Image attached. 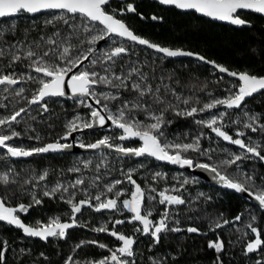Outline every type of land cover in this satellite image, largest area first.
I'll list each match as a JSON object with an SVG mask.
<instances>
[{
    "label": "trees",
    "instance_id": "16d2710c",
    "mask_svg": "<svg viewBox=\"0 0 264 264\" xmlns=\"http://www.w3.org/2000/svg\"><path fill=\"white\" fill-rule=\"evenodd\" d=\"M132 4L135 12H128L127 5ZM106 11H115L117 18L121 19L134 34L147 39L150 43H156L163 47L189 51L205 57L208 61H215L216 64L228 68L230 71L247 72L251 75L264 76V20L258 16L248 18L250 27L235 28L225 24L212 22L206 18L197 16L192 12H180L174 8L162 7L149 0H124L123 2L113 1L106 6ZM59 12H45L39 15L30 16L26 13L17 14L14 17L0 19V46L5 49L9 45L20 43L21 51L24 55L27 45L33 42L40 43L41 48L36 49L41 52L50 47L43 44L41 37L47 39L57 30L61 36L70 32L69 25L63 21H57L55 26L45 22L54 16H59ZM152 17H156L153 19ZM69 24L81 25L79 17L72 18L67 16ZM14 26V27H13ZM99 28L98 25H96ZM89 34L81 33L78 39H84ZM94 35V34H92ZM112 40L116 41L113 44ZM77 39L74 38L73 43ZM123 43L129 52L123 56L120 62L129 64H139L145 71L149 72L150 77L155 76V83L170 85L180 96L176 100L172 95H161L166 100H172L177 106L176 110L183 111L190 107L201 108L203 104L209 103L214 99L226 98L234 93L237 82L231 78L221 75L212 67L190 58L166 59L160 54H156L144 47H139L118 38H110L103 44L98 52L106 51L111 47ZM89 45L84 44L83 48ZM83 49H78L82 51ZM10 55L0 57V72L10 74L15 72L19 77L21 74L29 73L31 70L26 67L27 60L11 64ZM152 69L154 71H149ZM33 76L38 74L31 72ZM235 86V87H233ZM1 87V86H0ZM39 85L32 81L22 82L9 88L6 92L7 99L0 96V111L11 115L14 110L21 107L28 108L29 111L18 118L19 123H14L11 130L19 132L21 135L15 138L12 143L15 146L21 145L25 148L43 146L47 143L60 140L66 133V125L72 119L75 112H79L88 119V108L80 105L78 100L47 99L44 103L48 105V111L43 112L40 106H31L28 100L36 92ZM24 88L22 96L15 95V90ZM109 89L105 86H97L96 90ZM231 89V92L228 90ZM127 95V93H125ZM27 98V99H25ZM123 98V97H122ZM189 99V104L185 105L182 101ZM119 101L109 103V107L115 110ZM246 110L227 109L219 106L212 110L200 112L195 116L176 115V112L169 109L164 114L166 121L163 127V138L173 139L175 142H183L191 139V142L200 137V152L188 151L182 155L193 158L196 163H207L217 166L219 171L226 173L230 177L239 178L236 174L247 173L256 178V184L261 183L260 178L264 177V161L247 154V158L239 161L238 164L224 166L222 160H226L229 152L241 150L238 146L222 140L215 133L196 121L207 119L211 115H218L226 112L224 117L225 130L233 135V138H243L246 142L259 144L264 148V131L259 129L256 132L244 128L247 123V113L249 116H259L260 124H264V95H258L246 102ZM157 107V106H154ZM158 114V113H157ZM137 119L148 123L147 114L136 113ZM239 123H234V121ZM170 121V123H168ZM237 131H244V137H237ZM102 132H86L80 139L85 144L94 142L100 137ZM104 133V132H103ZM201 133L203 134L201 136ZM109 136L113 138L115 144H121L118 139V132L114 129L109 131ZM39 137V139H35ZM125 145V144H123ZM207 151V155L201 153ZM243 151V150H242ZM106 159V166L98 163L95 159L96 153H85L80 155L64 153H51L33 155L29 159H11L7 154L0 152V168L5 167L9 173L10 183L0 182V192L2 198L12 205H31L24 213V219L28 222H35L33 217H39L42 222H48V216L52 215L53 209L57 210L61 203L54 197H41V205H33L31 201L30 187L34 181L39 180L36 174L48 172L45 179L48 182L68 177L74 181L75 174L69 171L72 168H79L80 173L85 174V184L88 193L92 196L106 191V185L111 180H121L122 183L116 188L130 189L126 176L121 175V171L131 169L132 177L141 186L159 187L166 181V184L177 187L183 192L185 205L173 207L169 215V227H197L201 234L181 232H167L161 234V242L155 244L152 239L147 241V237L140 236L139 232H127L133 234L136 243L134 245L135 264H153V261L160 260L162 264H216L217 256L222 264H264V246L260 250L246 254V243L254 240V235L246 227L248 223L261 230V239H264V213L256 206L245 201L241 196L217 187L208 186L201 181L192 178L194 182L184 185L181 175L175 177L169 172L166 177H155L157 172L161 173L168 166L158 164L152 160L142 159L134 162L130 158L119 157L116 154L100 150ZM264 155V151L261 152ZM211 157V158H209ZM79 158V160L77 159ZM89 158L92 162L88 167L84 166L83 159ZM77 159V160H75ZM95 159V160H94ZM74 162L77 166H74ZM238 163V162H237ZM101 165L99 171L96 165ZM9 170V171H8ZM188 177V174H185ZM99 176L96 187H90L92 177ZM91 177V178H90ZM155 177V178H154ZM26 181H31L26 183ZM203 193V196L199 194ZM109 198L114 197V193H106ZM57 197V196H55ZM155 214L160 217L161 209L155 205ZM238 214H243L241 220L236 223H229L223 228L210 231V227L219 220L232 221ZM255 217V221L252 218ZM178 220L179 224L174 221ZM26 221V222H27ZM111 223H108V228ZM79 229L69 232L62 238L43 243L32 237H27L17 228L0 223V245L6 242L3 264H87L89 261L102 259L108 254V249L114 248L116 242L114 238L104 235L83 236ZM247 233V235H245ZM224 241V250L216 253L214 249L208 248L209 241H216L217 238ZM96 241L97 243H90ZM107 245V248H100L98 245Z\"/></svg>",
    "mask_w": 264,
    "mask_h": 264
},
{
    "label": "snow or ice",
    "instance_id": "6c2138e0",
    "mask_svg": "<svg viewBox=\"0 0 264 264\" xmlns=\"http://www.w3.org/2000/svg\"><path fill=\"white\" fill-rule=\"evenodd\" d=\"M159 2L164 5L175 6L181 10H195L197 13L206 17L230 22L237 26H243L248 23L238 14L241 10L264 14V0H159ZM109 4L110 0H0V18L12 17L20 13L37 14L44 11L59 12L61 15L54 16L45 23L55 26L57 21H63L71 29L70 32H66L63 36L57 30L47 39L41 37L40 40L43 44L50 46L41 52L36 51V49L41 48V44L36 42H33L34 46H26L23 56L18 54L21 51L20 43L9 45L7 49L0 46V57L6 55L11 56L9 66L23 59L29 61L26 67L31 70L27 74H21L19 77L15 72L10 74L0 72V86H4L0 90L8 92L10 87L27 81L37 83L39 87L32 98L28 100V104L39 105L43 112H47L48 105L44 103L46 98L65 97L68 94L66 92L67 87L72 97L80 98L78 103L88 108L89 113L88 119L77 114L70 120L66 125V133L60 137V140L67 141L75 132L92 129L94 127H104L108 122H111L115 128L122 130V134L115 139L125 141L138 138L142 141V145L137 148L124 147L120 144H115L112 137L105 136L87 145L80 142L78 147L92 150L108 148L122 155L136 157L150 156L158 161H165L181 167H196L210 170L215 174V178L220 184L237 193H248L254 197L259 206L264 207V177L260 178L261 183L257 185L256 178L253 175L238 172L236 175L239 178H233L226 173L220 172L217 166L207 163H196L193 158L182 155V153L188 151L200 152L199 136L192 143H175L168 142L166 139L162 140V129L166 124L164 114L169 109L174 110L176 115L191 117L219 106H224L227 109L240 108L246 97H251L253 94L264 90V76L258 77L247 72L238 73L236 71H230L228 68L216 64L215 61H206L205 57L199 56L198 54L182 50H172L156 43H150L147 39L134 34L121 19L117 18L114 10L111 12L106 11V6ZM127 11L135 12V7L132 4H128ZM68 15L72 18L79 17L82 22V27L81 25L69 24ZM152 18L156 19V17ZM96 25H100L101 27L97 28ZM81 33H87L89 35L81 40L78 39ZM92 33L96 34L92 35ZM112 36L140 45H146L149 48L165 54L167 57L196 55L197 59L214 65L220 72L227 73L232 77H238L240 81L239 86L234 93L228 95L226 98L214 99L209 103L203 104L201 108L193 106L183 111L176 110L177 106L172 100H166L161 95V90L163 89L164 95L170 94L176 100H180V96L176 94L174 88L163 83V77L159 78L161 83H155L154 86L157 78L154 75L150 77L149 72L145 71L141 65L129 64L127 62L118 63L129 52V49L123 43L111 47L106 51H97L95 45L102 40L107 42V38ZM74 38L77 39L76 43H73ZM84 44L89 46L83 48ZM113 44H116V41H113ZM81 48L83 50L78 51ZM86 61L87 64H85ZM149 71L154 70L149 69ZM31 72L39 74V76H33ZM97 86H105L114 89L115 92H97ZM24 91V88H18L15 90V95L22 96ZM228 91L231 92V89ZM4 98L7 99V97ZM89 99L94 101L95 105L99 107H93V104L88 102ZM114 101L120 102L115 106V111L109 107V103ZM182 102L187 105L190 100L184 99ZM28 111V108L21 107L18 110H14L9 116L0 117V148L6 149L9 156L26 158L38 154L58 152L74 146L72 143H61L60 140L32 148L9 144V141L20 137L21 134L15 130L5 133L2 130L3 126L6 125L11 129L14 123L20 122L18 118L22 117V114ZM138 112L147 114L148 119L153 122L145 123L143 120L137 119L136 113ZM226 115V112H221L207 121H196L209 128L217 137L243 150L242 154H232L230 159L222 160L221 164L224 166L237 164L238 161L247 158V154H252V156L264 161V155L261 154L264 148L259 144L251 141L246 142L243 138H233V135H230L225 130L224 117ZM245 116H247L248 122L244 124V128L250 129L253 132H256L258 129L264 131V124L259 123V116H249L247 113H245ZM234 123H239V121H234ZM235 135L237 137H244L246 133L244 131H237ZM35 139L38 140L39 137H35ZM201 154L207 155L208 152L205 151ZM91 163V161H86L84 162V166L88 167ZM100 167L101 165H96V170L99 171ZM69 171L79 172L80 169L72 168ZM132 171L129 170L126 173L127 182L134 188L130 193V199L120 201L119 198L125 194L124 191H115L114 198L106 196V193H113L114 189L122 183L119 179L105 186V192H100L95 196L90 195L85 189L86 198L78 202H74L75 194L73 193L66 201L71 205V212L73 213L70 223L61 222L60 218L57 217L47 224H40L36 227L27 226L22 222L17 213L26 212L31 205L20 204L18 207H9L6 206L2 198H0V222H6L9 225L21 229L28 236L39 237L44 240H47L49 237L62 238L65 236L66 230L76 224L75 214L81 213L85 206L96 212L102 210L121 211L122 204L123 209L133 214L127 222H138L142 226L135 228V232L150 235L155 244L161 242L162 233L187 231L188 233L201 234L200 229L197 227H188L187 229L169 227L171 217L167 209L163 211L159 220L153 221L150 219L152 209L144 206L146 200L145 189L133 179ZM47 176L48 172L45 171L38 179L42 181ZM160 176L162 174L159 172L155 174V177ZM98 180H100L99 176L94 177L90 187H96ZM0 182L4 184L10 183L9 173L5 172L0 174ZM30 182L26 181V183ZM192 182L194 181L185 179L183 184L186 185ZM84 184L85 179L83 177L76 179L69 186L57 183L53 188L43 191V196L55 197L59 192L67 193L69 187L75 189L77 186ZM155 191L156 189H151V192ZM172 191L179 190L173 189ZM199 195L203 196L204 194L200 193ZM158 196V202L161 205L179 206L186 204L185 199L181 195L169 194V189L167 188L160 191ZM147 199L153 200L156 197L149 195ZM32 200L34 204L42 203L35 195L32 196ZM242 215L238 214L232 221L224 219L220 222L217 220L214 226L210 227V231L215 232L216 229L223 228L229 223H236L241 220ZM252 220L255 221V217ZM124 223L125 220L117 219L113 222L112 229H109L106 225L93 229L95 232H106L112 237H115L118 241L122 242V246L115 249H108L110 252L109 256L96 261H89L87 264H135L134 259L131 262L128 259L135 256V239L118 233L115 230L116 225H122ZM174 223L178 225L179 221L176 220ZM246 227L254 235V240L246 243L247 254L260 250L264 246V239H261V230L253 226V223H248ZM90 243L95 244L97 242L91 241ZM98 246L102 249L107 248V245L104 244H99ZM208 248L214 249L216 253H221L224 250V241L218 237L216 241H209ZM6 250V242H2V245H0V264H3L4 252ZM76 264H79V262H76ZM153 264H162V262L155 260ZM216 264H222L219 256H217ZM257 264H260V261H257Z\"/></svg>",
    "mask_w": 264,
    "mask_h": 264
},
{
    "label": "flooded vegetation",
    "instance_id": "af4514ba",
    "mask_svg": "<svg viewBox=\"0 0 264 264\" xmlns=\"http://www.w3.org/2000/svg\"><path fill=\"white\" fill-rule=\"evenodd\" d=\"M113 1H116V0H111L110 1V3L111 2H113ZM124 1V0H123ZM123 1H119V2H123ZM150 1V0H149ZM150 2H154V1H150ZM155 3H157V2H155ZM158 4V3H157ZM160 5V4H159ZM160 6H162V5H160ZM162 7H166V6H162ZM168 8V7H167ZM169 8H173V7H169ZM175 9V8H174ZM176 10V9H175ZM177 11H179V10H177ZM181 12V11H180ZM192 13H194V12H192ZM194 14H196V13H194ZM239 15H240V17L242 18V19H245L248 23H250L249 21H248V18H250L251 16H258V17H260V18H262L263 20H264V17L263 16H261V15H258V14H255V13H252V12H248V11H243V10H241L240 11V13H238ZM197 15V14H196ZM198 16V15H197ZM201 17V16H200ZM203 18H205V17H203ZM207 19V18H206ZM209 20V19H208ZM212 22H214V21H212ZM217 23H219V22H217ZM221 24H224V23H221ZM225 25H227V26H230V25H228V24H225ZM99 26V25H98ZM100 27V26H99ZM233 27V26H232ZM240 27H243V26H240ZM240 27H235V28H240ZM263 28H264V24H263ZM113 37V36H112ZM111 37H109L108 39H107V41L110 39ZM115 38H117V37H115ZM119 39V38H118ZM119 40H121V39H119ZM121 41H123V42H127V43H130V44H133V45H136V46H139V47H143V46H140V45H137V44H135V43H132V42H129V41H124V40H121ZM105 43H107V42H105ZM104 43V44H105ZM102 46V45H101ZM101 48V47H100ZM144 48H146V47H144ZM146 49H148V48H146ZM149 50V49H148ZM151 51V50H150ZM153 52V51H152ZM155 53V52H154ZM156 54H158V53H156ZM165 58V57H164ZM167 59V58H166ZM87 64V63H86ZM232 79V78H231ZM233 80H235V79H233ZM238 84H237V88H238V86H239V82L237 81V80H235ZM237 88H236V90H237ZM258 95H264V90H262V91H260V92H258V93H255V94H253L251 97H249V98H247V99H245V101L242 103V105H241V109H243V110H246V102L247 101H249V100H251V99H253L254 97H257ZM32 98V97H31ZM55 98H57V99H62V98H60V97H55ZM47 99H54V98H46V100ZM77 99H80V98H74V100H77ZM62 100H64V99H62ZM71 100H73V99H71ZM31 106H35V105H31ZM37 106H39V105H37ZM235 109V108H234ZM236 109H238V108H236ZM75 113H79V112H75ZM111 129H114V130H116L117 132H118V136L119 135H121L122 134V131L121 130H119V129H117V128H115V127H108V128H93V129H86V130H83V131H80V132H77L76 133V135H75V140H74V142L76 143V144H79L80 142H82L81 141V139H80V137H81V135H83V134H85L86 132H102L101 134H100V137L99 138H97L95 141H97L98 139H101V138H103L102 137V135H104V134H109V131L111 130ZM104 132V133H103ZM94 141V142H95ZM60 142L61 143H69L68 141H65V140H60ZM120 142H122L120 145H122V146H124V147H132V148H137V147H140L141 145H142V142L138 139V138H133V139H129V140H125V141H120ZM51 143H53V142H51ZM84 143V142H83ZM93 143V142H92ZM9 144H11V145H13V143H12V141H9ZM48 144V143H47ZM123 144H125V145H123ZM87 145V144H86ZM14 146V145H13ZM16 146V145H15ZM100 150H102V149H99V150H96V151H93V152H78V153H68V154H73V155H80V154H85V153H96V152H98V151H100ZM107 151V150H106ZM0 152L1 153H4V154H7V152H6V149H4V148H0ZM110 152V151H109ZM57 153H62V152H57ZM44 154H51V153H44ZM115 154V153H114ZM8 155V154H7ZM38 155H40V154H38ZM8 157H10L9 155H8ZM31 157V156H30ZM30 157H28V158H25V159H29ZM11 158V157H10ZM127 158H130V159H132L134 162H137V161H140V160H142V159H147V160H152V161H154V162H156V163H158V164H161V165H165V166H168L169 167V169H165V170H163L162 172H161V174H162V177H166V176H168V174L170 173L171 175H173V174H175V173H179V174H188L189 176H191L192 178H195V179H197V180H199L196 176H194V175H192V174H190V173H188V172H186V171H183V170H181V169H179V168H176V167H173V166H170V165H167V164H164V163H161V162H158V161H156L155 159H153L152 157H150V156H143V157H139V158H133V157H127ZM11 159H13V158H11ZM78 160H79V158H77ZM77 159H75V160H77ZM23 160V159H22ZM74 166H77V163L76 162H74ZM75 168V167H74ZM9 171V170H8ZM4 172H7V170H5V167H3L2 169L0 168V174H2V173H4ZM169 172V173H168ZM43 173H40V175H42ZM39 174H36V176H37V178H38V176H40ZM174 176V175H173ZM183 176V175H182ZM186 176V175H185ZM62 179H57L56 181H51V182H48V181H46V180H36V181H34V184L30 187L31 189L29 190V192L31 193V201H32V204L33 205H41L42 203H40V204H34L33 203V200H32V196L33 195H35L36 196V198H38V199H40L41 200V197H44L43 196V191H45V190H47V189H51V188H53L57 183H60V184H63V185H65V186H69V185H71V184H73L74 182H75V180L74 181H70L69 180V178L67 177L66 178V180L64 179V177H61ZM200 181V180H199ZM4 184V183H3ZM171 185H173V184H171ZM142 188H144L145 189V195H146V200H145V207L146 208H151L152 210H155V205H157L158 204V208L159 209H161L162 211H161V213H160V216H161V214L163 213V211H165L166 209L169 211V213H170V211L171 210H169V209H173V207H175V205H161V204H159V196H158V193L160 192V191H163L164 189H169V194H173V195H176V194H179V195H181L182 196V198H183V192H180V191H172L173 189L172 188H170V187H168V184H166V181H164L163 182V184L159 187V189L158 188H156V187H151V186H145V187H143L142 186ZM156 189V191L155 192H151V189ZM85 189H86V184H84V185H82V186H77V188H71V187H69V190H68V192L67 193H63V192H59V193H57L55 196H57V197H54L55 199L57 198V201L59 202V203H61L62 204V206H60L57 210H54L53 209V214L52 215H49L48 216V222H42V221H40L39 220V217H33L34 218V220H35V222L33 221V222H28L27 220H25L23 217V215H24V213H20V212H18L17 213V215L19 216V218L22 220V222L25 224V225H27V226H33V227H36V226H38V225H40V224H47V223H49L52 219H54V218H57V217H59L60 218V220H61V222H66V223H70L71 222V217H72V215H73V213L71 212V205H69L66 201H67V199L74 193L75 194V200H74V202H78L79 200H81V199H85L86 198V196H85ZM134 190V188H133V186L132 185H130V189H128V190H125L124 192H125V194L124 195H122L119 199H120V201H122V200H124V199H130L131 197H130V193H131V191H133ZM149 195H151V196H154V197H156V199H153V200H149V199H147V196H149ZM61 197H63V198H61ZM0 198H2V196H1V192H0ZM112 198H114V197H112ZM2 199H4V198H2ZM4 201H5V204H6V206H9V207H18L19 205H12L11 203H8L5 199H4ZM94 203H95V201H93ZM153 214H155V211H152V216L150 217V219H152L153 221H157V220H159V216L157 217L156 216V218H153ZM133 214L132 213H130V212H128L127 210H125V209H123L122 208V204H121V211H110V210H102V211H100V212H96V211H94L93 209H91V208H88V207H84L83 209H82V211H81V213H77V214H75V216H76V224L73 226V227H71V228H69V229H67L66 230V234H65V236H67L68 234H69V232H71V231H73V230H77V229H79L80 230V232H83V233H81L83 236H98V235H104V236H109V237H112L111 235H109L108 233H106V232H95V231H93V229H95V228H98V227H101V226H104V225H106V226H108V223L110 222L111 223V225H110V227H109V229H112L113 228V222L115 221V220H117V219H122V220H125V223L124 224H122V225H116L115 226V230L118 232V233H122V234H124V235H127V236H130V237H132L133 236V234H127L126 233V231L127 232H134V230H135V228H137V227H142L138 222H136V223H128L127 221L131 218V216H132ZM27 221V222H26ZM1 224H4V225H7V226H11V227H14V228H17V227H15V226H13V225H9V224H7L6 222H0ZM17 229H19V228H17ZM20 231H21V233L22 234H24L25 236H27V237H32V236H28V235H26L21 229H19ZM140 233V232H139ZM64 236V237H65ZM140 236H142V237H147V241H149L150 239H152V237L150 236V235H144V234H142V233H140ZM32 238H34V239H36V240H38V241H41V242H43V243H47L48 241L50 242V241H52V240H55L56 238L58 239V238H61V237H49L47 240H44V239H41V238H39V237H32ZM112 238H114V240L116 241V242H119V244L118 243H116V245H115V247L113 248V249H115V248H117V247H120V246H122V242H120V241H118L115 237H112ZM153 240V239H152Z\"/></svg>",
    "mask_w": 264,
    "mask_h": 264
},
{
    "label": "water",
    "instance_id": "95a60500",
    "mask_svg": "<svg viewBox=\"0 0 264 264\" xmlns=\"http://www.w3.org/2000/svg\"><path fill=\"white\" fill-rule=\"evenodd\" d=\"M110 1H111V0H110ZM116 1H123V0H116ZM150 1L157 2L158 4H160V5H162V6L173 7V8H175L176 10H179V11H181V12H194V13H196L198 16L205 17V18L209 19L210 21H214V22H219V23L228 24V25L233 26V27H240V26H237V25H233V24H231L230 22L220 21V20H217V19H213V18H210V17H206V16H204V15H202V14H200V13H197L195 10H181V9L176 8L175 6L161 4V3L159 2V0H150ZM243 11H246V10H243ZM45 12H51V11H44V12L37 13V14H28V13H26V14H28V15H30V16H35V15H39V14H42V13H45ZM248 12H252V11H248ZM252 13H255V12H252ZM255 14H257V13H255ZM258 15H261V16L264 17V14H258ZM15 16H16V15H15ZM12 17H14V16H12ZM7 18H10V17H7ZM0 19H3V18H0ZM99 26H100V25H99ZM250 26H251L250 23H247L246 25H243V27H250ZM100 27H101V26H100ZM113 37H115V36H113ZM117 38H119V37H117ZM107 39H108V38H107ZM119 39L124 40V39H122V38H119ZM124 41H127V40H124ZM129 42H130V41H129ZM104 43H105V41L102 40V41H99L97 45H95L97 51L100 49L101 45H103ZM132 43H134V42H132ZM135 44L140 45V44H138V43H135ZM140 46L146 47V48H148L149 50H151V51H153V52H155V53H158V54L164 56V57L167 58V59L190 58V59L197 60V61H199V62H201V63H204V64H206V65L212 67L215 71H217V72L220 73L221 75L226 76V77H228V78L235 79V80H237V81L240 83V81L238 80V77H232V76L228 75L227 73H222V72H220V71H219L214 65H212V64H210V63H206L205 61H201V60L197 59V58H196V55H194V56L167 57L165 54L160 53V52H158V51L155 50V49L149 48V47H147L146 45H140ZM170 49H171V48H170ZM172 50H179V49H172ZM182 51H184V50H182ZM186 52H189V51H186ZM194 54H195V53H194ZM199 56H200V55H199ZM206 61H208V60H206ZM86 63H87V61L85 62V64H86ZM238 73H240V72H238ZM66 92H67L68 94H67L65 97H60V98H62V99H64V100H71V99H74V98H78V97H72V96H71V93H70V90L67 89V87H66ZM247 98H249V97H246L245 99H247ZM88 102L92 103V104H93V107H99V106L95 105L94 101H92L91 99H89ZM225 108H226V107H225ZM235 109H236V108H235ZM108 127H115V126H113V125L111 124V122H108L104 127H94V128H108ZM92 129H93V128H92ZM121 131H122V130H121ZM76 133H77V132L73 133V134H72V137H70V138L67 140L69 143H72L74 146H73L72 148H70V149H65V150L58 151V152H62V153H64V152H67V153H78V152H93V151H96V150H92V149H87V148L82 149V148L78 147V144H76V143L74 142ZM221 139H222V138H221ZM222 140H223V139H222ZM95 142H96V141H95ZM141 142H142V141H141ZM93 143H94V142H93ZM102 150H107V151H110V152H112V153H115V154H116L117 156H119V157H124V158H126V157L139 158V157L131 156V155H122V154H120V153H117V152L114 151L113 149L102 148ZM49 153H57V152H49ZM10 157H11V156H10ZM140 157H143V156H140ZM11 158H13V159H25V158H14V157H11ZM26 158H28V157H26ZM152 158H153V157H152ZM153 159H155V158H153ZM155 160H156V159H155ZM156 161H158V160H156ZM158 162H161V163H164V164H167V165H170V166H173V167L179 168V169H181V170H183V171H186V172H188V173H190V174L196 176V177H197V178H198L203 184H205V185L213 186V187H217V188H220V189H223V190H227V191L233 192V193H235V194L241 196V197H242L245 201H247L248 203H250V204H252V205L258 207V208L264 213V207L259 206L258 202L255 201L254 197L250 196L248 193H237V192H235L234 190L229 189V188L223 186V185L220 184L219 181L215 178V174L212 173L210 170H204V169H200V168H196V167H193V168L181 167V166H179V165H173V164H170V163L165 162V161H158Z\"/></svg>",
    "mask_w": 264,
    "mask_h": 264
},
{
    "label": "rangeland",
    "instance_id": "374dc122",
    "mask_svg": "<svg viewBox=\"0 0 264 264\" xmlns=\"http://www.w3.org/2000/svg\"><path fill=\"white\" fill-rule=\"evenodd\" d=\"M92 34H96V33H92ZM111 38H115V37H111ZM114 40H112V42H113ZM27 74V73H26ZM37 76V75H36ZM38 76H39V74H38ZM37 76V77H38ZM4 86H1L0 87V89H2ZM97 91V90H96ZM99 92L100 91H109V89H104V90H98ZM6 95H7V93L6 92H3L2 90H0V96H2V98H4V97H6ZM33 96V95H32ZM78 101H79V99H77ZM89 110V109H88ZM113 111H115V110H113ZM77 114H79L80 116H82L83 117V115L82 114H80V113H75L74 115H73V117H72V119L77 115ZM4 116H9V114H7L6 112H3V111H0V117H4ZM213 116H216V115H211L208 119H210V118H212ZM148 117V116H147ZM85 118V117H84ZM71 119V120H72ZM85 119H87V118H85ZM207 119V120H208ZM151 122H153V121H151L150 119H148V123H151ZM2 130L5 132V133H9L10 131H12L11 129H9L8 128V126H3V128H2ZM105 136H109V134H104V135H102V137H105ZM110 137V136H109ZM167 141L168 142H175L173 139H168L167 138ZM175 143H192L191 142V139H189L188 141H183V142H175ZM18 146H21V145H18ZM242 150H238V152H233V151H231V152H229V154L227 155V158L228 159H230L231 158V155L232 154H236V155H238V154H242ZM248 157V156H247ZM95 159L98 161V163H103V165H105L106 164V159H105V156H104V154H102L101 152H96V154H95ZM94 159V160H95ZM86 161H90V159L89 158H87V159H83V162H86ZM238 165V168L240 169V167H239V165H240V162L238 161V163H237ZM129 170H131V169H125V170H122L121 171V175H125L126 176V173H128L129 172ZM5 173V172H4ZM3 174V173H2ZM74 174H75V177H74V180H76V179H78V178H81V177H83V178H85L84 177V175L85 174H83V173H80V172H74ZM176 178L177 177H180V175L181 174H179V173H175V174H173ZM92 177V176H91ZM90 177V178H91ZM181 177H182V179L183 180H185V179H188L189 181H193L192 180V177H188V176H185V175H181ZM94 177H92V179H93ZM116 180V179H115ZM115 180H111L110 182H108L107 183V185H110L111 183H113ZM106 185V186H107ZM168 187H170V188H172V189H177V187L176 186H174V185H168ZM87 190V192L89 191L88 189H86ZM115 191H125V189L124 188H116V189H114V194H115ZM111 249H113V248H111ZM110 255V252H109V250H108V254L107 255H105L104 257H107V256H109ZM103 257V258H104Z\"/></svg>",
    "mask_w": 264,
    "mask_h": 264
}]
</instances>
